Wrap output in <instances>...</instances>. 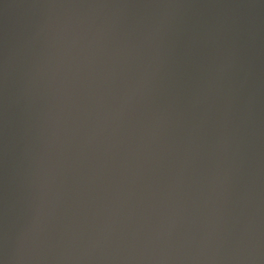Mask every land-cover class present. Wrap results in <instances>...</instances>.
<instances>
[{
    "label": "water",
    "instance_id": "obj_1",
    "mask_svg": "<svg viewBox=\"0 0 264 264\" xmlns=\"http://www.w3.org/2000/svg\"><path fill=\"white\" fill-rule=\"evenodd\" d=\"M0 264H264V0H0Z\"/></svg>",
    "mask_w": 264,
    "mask_h": 264
}]
</instances>
